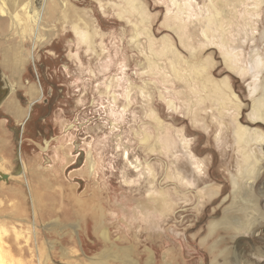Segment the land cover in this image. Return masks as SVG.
<instances>
[{
    "label": "rangeland",
    "instance_id": "1",
    "mask_svg": "<svg viewBox=\"0 0 264 264\" xmlns=\"http://www.w3.org/2000/svg\"><path fill=\"white\" fill-rule=\"evenodd\" d=\"M40 2L42 18L33 32L22 21L23 37L0 14V86L12 84L0 101V226L29 236L15 243L10 233L5 245L33 264L41 245L47 264H78L109 241L140 264L150 251L153 264H231L233 251L264 264V256L255 262V248L264 252V143L236 146L233 107L226 100L218 116L202 84L227 80L240 124L264 132V120L250 116L261 82L251 94L249 75L224 61L220 42L222 19L227 49L245 19L263 27L264 0ZM239 63L244 68L247 55ZM250 149L262 158L243 195L259 209L243 214L232 176L240 180ZM16 162L23 177L12 175ZM233 216L252 233L210 226Z\"/></svg>",
    "mask_w": 264,
    "mask_h": 264
},
{
    "label": "bare ground",
    "instance_id": "2",
    "mask_svg": "<svg viewBox=\"0 0 264 264\" xmlns=\"http://www.w3.org/2000/svg\"><path fill=\"white\" fill-rule=\"evenodd\" d=\"M9 2L4 3V0H0V14L2 15V17L7 16V19L10 20L11 24L19 28V32L22 37L26 30L25 28H23V25L21 24L22 21H24L26 24L27 23L30 24L29 28L33 32V27H37L38 23L40 22L42 18V13H41V11L43 10V7L41 6L42 2L39 3V0H35V1L33 0H9ZM130 2H132V0H130ZM257 21L259 20L258 19H245L246 26L240 24L239 28L237 29V32H234L233 34V36L237 34V37L234 39V41H237V42H235V45L231 49H227V46L225 45L224 41L227 39V37H229L228 33L226 32L229 25L224 21V19H222V21L220 22V25L222 28L221 34H223V43H222V38H220V42L223 46L222 53H224V61L227 62L229 66L233 67L235 71L240 72L241 74L244 73V74L249 75L250 81L248 83V86L250 88L251 94L253 93L254 95V92L259 87V84H260L259 82H261L259 92L256 93L254 96H252L254 98L252 99L250 116L253 120L255 119L264 120V26L260 28L256 24ZM254 31H258V34H254ZM134 36L135 37L137 36L136 30L134 31ZM249 41L252 42V45L250 46L249 51L246 52L245 49L242 50V48H244L243 44ZM246 55H247L248 64L246 63V66L244 68H241V65L239 62L241 58L242 57L245 58ZM202 84L205 88V91L208 94H210V97L214 96V99L217 101L218 116L225 114L227 112V109L229 108V104L226 103V100L227 102H230V105L233 107L231 111L232 122H233L232 123V136H233L234 143H236V146L239 145V147L242 146L243 148V145L241 144V142H243V144L245 145L247 143H250V144L253 143L252 146L256 147V149L257 147L258 148L260 147L259 149H261V145L264 143V132L255 130L254 128L250 129V127L240 124L237 116L235 115L238 112V108H241V105H239L238 99L235 96L229 95L227 91L225 90V89L230 88L229 87L230 83L227 80H223L220 83L219 82L216 83V82H210L207 79ZM3 85H6V86H2V88H7V87L10 88L12 86L11 82L10 84L5 82V84ZM217 123L221 124L219 121H217ZM220 129H221V132H219L216 138L217 140L221 139L220 141L223 142V138H222L224 137V134L222 132L223 128L220 127ZM250 148L252 149L253 147H250ZM251 149H250V153H247V156L250 158V161L246 164H243V168L241 172L239 173L240 180L238 181L236 176H232L233 193L240 192L238 194L239 195L238 201H240V204L242 206L239 207V209L243 210V214L245 213L244 210H247V208L253 209V213H256L259 209V207L255 204V202L252 201L250 204V200H247L246 198H244V195H243L244 190L245 191L250 190V188L253 187L254 185L253 178L256 177L257 170L260 168L259 164L262 158V155L260 156V154L257 155L255 153H252L251 151H254V150H251ZM244 151H247L246 147ZM93 166H94V161L90 159L89 167L93 168ZM196 167L200 168V165L198 164ZM3 170H4L3 173H7L5 169ZM23 172H24L23 166L20 165L19 162H16V166H15V169L12 175L17 178L23 177ZM245 176H247L248 179H252V182L251 181L246 182V178L245 180H243ZM22 185L25 187L27 191L26 183L22 182ZM215 192L216 191H214V193ZM258 213H260V215L264 217V212L261 213V211H258ZM246 214L250 215V213L248 212ZM4 217H8V215ZM243 217H245V215H243ZM51 223H54V219H51L50 224ZM216 223H225L226 226L234 230L235 234L245 235V234L252 233V231L250 232L248 230V228H250V224L246 223L243 220V218L238 217V216H233L232 218H224L222 220L220 219L218 222L211 221L210 226L214 227ZM73 225L74 224L72 223L71 224L72 228H73ZM4 226L3 225L0 226V229H1L0 231V264H33L34 261L32 260V258L28 259L22 254L23 249H20V248L15 249L17 251V253L15 254L11 248H8L5 245V243L9 242L10 240L9 238L10 233L13 234L12 240L15 243H20L21 241L20 238H24V240L27 242L28 237H29L28 234L23 235L22 230H21L22 228L16 227L13 224L9 226V230H11L12 232H9L8 230V232L6 231L7 233L5 234L4 233L5 229L3 228ZM47 228H49V226H47ZM99 234H100L99 237H101L105 243L109 241L110 239L109 233L106 231L105 228L101 229ZM47 245L48 243L46 242V246ZM53 246L54 245H52V243H50L47 246L48 247L47 249L49 252L53 251L52 250ZM56 247H57V250L58 249L60 250V251L58 250V253L60 252L59 253L60 257L67 255L66 254L67 251L63 248L65 247L64 245H61V243L57 242ZM119 249L120 248L116 246V244H114L113 241L112 242L109 241L107 245L104 244V248L100 249L97 254L95 253L88 257H82V259H79L78 264H103L105 261L107 262H105L104 264H113V262L111 261L115 259L118 260L120 264H140L138 260H135L133 257L130 256L131 251L128 248H125L124 252H122L121 249L120 250ZM255 249H256L255 262L256 261L259 262L260 261L259 258H262L264 256V252H261V249H257V248ZM36 250L39 253V257H38L39 264H47V261L51 258L49 257L51 254L50 253L44 254L43 245H41V247L38 246ZM232 256L234 257V259L230 257L231 264H242V263L249 264L246 261H242V257L239 252L233 251ZM146 257L148 258V262H146V264H153L155 262V260L153 259L154 258L153 253L151 251L150 253L147 252ZM111 258L112 260L109 261ZM65 264H69V262ZM73 264H76V263H73Z\"/></svg>",
    "mask_w": 264,
    "mask_h": 264
},
{
    "label": "water",
    "instance_id": "3",
    "mask_svg": "<svg viewBox=\"0 0 264 264\" xmlns=\"http://www.w3.org/2000/svg\"><path fill=\"white\" fill-rule=\"evenodd\" d=\"M8 88V87H7ZM7 88H2L0 86V101L5 97V95L7 94Z\"/></svg>",
    "mask_w": 264,
    "mask_h": 264
}]
</instances>
